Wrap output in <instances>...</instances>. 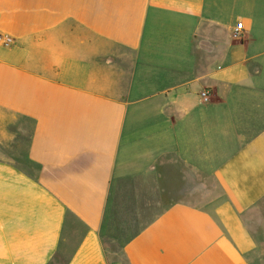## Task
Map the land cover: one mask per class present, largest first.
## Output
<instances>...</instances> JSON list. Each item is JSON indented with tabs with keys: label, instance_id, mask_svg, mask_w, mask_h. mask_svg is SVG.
Segmentation results:
<instances>
[{
	"label": "crops",
	"instance_id": "crops-1",
	"mask_svg": "<svg viewBox=\"0 0 264 264\" xmlns=\"http://www.w3.org/2000/svg\"><path fill=\"white\" fill-rule=\"evenodd\" d=\"M0 34V264H264V0H0Z\"/></svg>",
	"mask_w": 264,
	"mask_h": 264
},
{
	"label": "built area",
	"instance_id": "built-area-1",
	"mask_svg": "<svg viewBox=\"0 0 264 264\" xmlns=\"http://www.w3.org/2000/svg\"><path fill=\"white\" fill-rule=\"evenodd\" d=\"M243 25L240 23L236 29V35L239 36L242 31ZM14 42V39L12 37H5L0 34V45H9ZM206 96V94H204Z\"/></svg>",
	"mask_w": 264,
	"mask_h": 264
}]
</instances>
